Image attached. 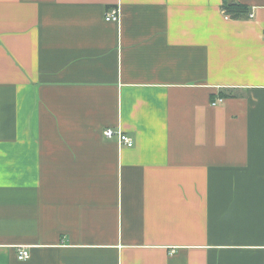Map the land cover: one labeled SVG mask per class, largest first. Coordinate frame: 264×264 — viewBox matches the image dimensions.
Masks as SVG:
<instances>
[{
  "label": "crops",
  "instance_id": "obj_1",
  "mask_svg": "<svg viewBox=\"0 0 264 264\" xmlns=\"http://www.w3.org/2000/svg\"><path fill=\"white\" fill-rule=\"evenodd\" d=\"M237 1L0 0V264H264V0Z\"/></svg>",
  "mask_w": 264,
  "mask_h": 264
},
{
  "label": "built area",
  "instance_id": "obj_2",
  "mask_svg": "<svg viewBox=\"0 0 264 264\" xmlns=\"http://www.w3.org/2000/svg\"><path fill=\"white\" fill-rule=\"evenodd\" d=\"M224 10V14L226 18H230V15ZM250 16H253V12L250 13ZM107 21H116V22H120L121 20V11L118 7L116 8H112L111 10H108L106 12V16H105ZM224 101L223 97H219L217 98L213 104L214 105H218L220 103H222ZM104 134L108 137V138H114L116 137L119 144L121 145H125V146H133L134 145V139L128 135L127 133L123 132L121 129H114V128H107L104 131ZM18 257L20 259H28L30 257V252L28 249L26 248H21L18 252Z\"/></svg>",
  "mask_w": 264,
  "mask_h": 264
},
{
  "label": "trees",
  "instance_id": "obj_3",
  "mask_svg": "<svg viewBox=\"0 0 264 264\" xmlns=\"http://www.w3.org/2000/svg\"><path fill=\"white\" fill-rule=\"evenodd\" d=\"M225 11L233 18H238L241 15L248 12L247 6L241 4L237 0H223L222 4ZM219 97H226L227 93L225 91H220Z\"/></svg>",
  "mask_w": 264,
  "mask_h": 264
}]
</instances>
